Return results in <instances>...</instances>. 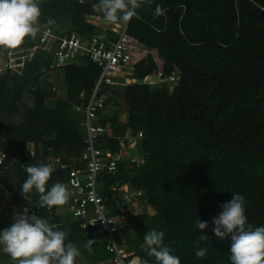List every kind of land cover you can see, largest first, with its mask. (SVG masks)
I'll use <instances>...</instances> for the list:
<instances>
[{"label":"trees","instance_id":"obj_1","mask_svg":"<svg viewBox=\"0 0 264 264\" xmlns=\"http://www.w3.org/2000/svg\"><path fill=\"white\" fill-rule=\"evenodd\" d=\"M98 2L38 0L39 24L60 36L72 32L83 40L92 35L114 39L117 35L90 21L103 19L92 7ZM157 5L162 15H155ZM136 11L139 18L125 23L124 34L147 53L130 69L135 82L104 88L106 98L95 122L105 128L96 140L103 152H117L126 134L133 137L139 131L140 163L124 160L113 172L104 169L96 190L109 214L127 207L107 198L112 185L140 191L133 206L142 202L152 214H130L121 232L126 249L147 264H157L144 247V235L153 229L164 232V245L181 264H231V234L220 238L213 232L222 205L240 194L247 223L264 226V0H145ZM33 41L26 38L20 47ZM156 71L162 76L174 72V82L142 81ZM98 73L86 56L54 68L51 51L36 49L20 74L0 75V150L6 153L0 163V194L7 195L0 232L12 223V206L34 208L40 201L35 189L24 198L26 166L45 163L47 156L65 164L54 165L47 191L56 182L65 184L69 167L80 165L82 115L73 108L84 104ZM66 207L34 213L67 233L66 243L81 253L76 264L105 259L102 242L95 240L91 252L85 247L92 239L89 228L68 211H57ZM199 219L208 222L203 232ZM198 249L206 250L203 258L196 256ZM1 258V263L11 259L7 253Z\"/></svg>","mask_w":264,"mask_h":264},{"label":"built area","instance_id":"obj_2","mask_svg":"<svg viewBox=\"0 0 264 264\" xmlns=\"http://www.w3.org/2000/svg\"><path fill=\"white\" fill-rule=\"evenodd\" d=\"M124 27L125 23H122L121 31L114 39L102 40L92 35L88 40H83L75 33L60 36L49 27L40 25V31L30 46L0 49V75L6 71L20 74L24 63L31 58L36 49L51 51V67L54 68L64 66L76 56H86L99 68L98 76L88 92L86 101L82 105H74L73 108L82 115L80 126L84 133V146L77 158L80 165L69 167L65 183L72 193L67 202V211L72 217L81 220V227L89 228L92 239L102 242L103 249L108 254L98 264H135L137 258L132 251L126 249L121 228L128 222L132 213V202L137 201L140 191L130 189L126 184L112 185L107 198L120 201L127 207L109 214L107 206L96 190L98 175L104 169L107 172H113L116 163L124 160L135 165L140 163L138 138L141 134L139 131L133 137L126 134L124 136L126 142L121 141L120 149L115 153L103 152L96 146V140L105 132V128L95 122L106 98L104 88L129 83L130 72L126 74L128 77H124L123 81H119L118 78L125 76L126 69H131L136 62L132 61L134 58L138 60L141 58L136 40L124 34ZM155 73L160 83L171 84L176 77L174 72L166 76H162L160 71ZM145 78L146 76L143 82H146ZM130 148L134 149L133 155L128 153ZM27 151L29 155L33 154L31 147ZM5 156V151L0 150V163ZM45 163L57 165L59 168L65 167V164L55 156H47ZM25 208L29 209V214L34 213L35 209H49L41 201L36 203L34 208L17 204L11 208V221H13L14 212H22Z\"/></svg>","mask_w":264,"mask_h":264},{"label":"clouds","instance_id":"obj_3","mask_svg":"<svg viewBox=\"0 0 264 264\" xmlns=\"http://www.w3.org/2000/svg\"><path fill=\"white\" fill-rule=\"evenodd\" d=\"M142 2L145 0H99L92 7L103 14L105 23H127L133 17L139 18L136 9ZM162 14L161 6L157 5L155 15ZM41 15L38 0H0V49H15L26 38L35 39L40 31ZM24 170L27 173L21 186L24 198L35 189L42 204L49 208L63 206L69 201L72 193L64 183L56 182L46 191L55 171L53 164L29 165ZM245 203L242 195L233 194V198L222 205L219 216L213 218V232L220 238L231 234V264H264V226L253 227L247 223ZM59 227L47 218L29 214V209L25 208L22 212H14L10 226L0 232V245L14 264H76L80 250L75 244L66 243L67 233ZM197 227L203 232L208 222L199 219ZM163 238V231L153 229L145 233L144 247L148 255L154 257L157 264H181L179 257L164 245ZM94 243L95 240H87L85 247L89 252ZM195 254L203 258L206 250L198 249ZM135 264H147V261L137 257Z\"/></svg>","mask_w":264,"mask_h":264},{"label":"rangeland","instance_id":"obj_4","mask_svg":"<svg viewBox=\"0 0 264 264\" xmlns=\"http://www.w3.org/2000/svg\"><path fill=\"white\" fill-rule=\"evenodd\" d=\"M90 21L93 24L97 25L99 28H101L103 30H108L112 34H115V35H117L121 31V28H122V23L121 22H117V23H114V24H112V23H105L103 21V19H97V18H91ZM138 49H139V55H140L139 57H143L147 53V51L144 48H142V47H139ZM137 60H138V58H134L132 61H137ZM77 61H78V59H77ZM131 65H132V63H131ZM126 71L127 72H125V76H121L120 78H118L119 81H123L124 80V77H128V76H126V74L128 72H130V68L129 69H126ZM155 74L156 73L154 72L153 73V77H150L149 79H147L145 83H149V84H153V83H157L158 84V83H160V82H158L157 77H156ZM143 81H144V79H143ZM149 81H155V82H149ZM128 82H135V80H132V79L130 80L128 78ZM59 88L61 89L60 96H62L63 95V92H62L61 83L59 84ZM124 118H125V115L124 114H121L120 115V119L123 120ZM1 199H2V196L0 194V206H2L1 203L3 202V200H1ZM6 199H4V201ZM129 207L130 206H128V208ZM131 208H132L131 215H133L135 213H138L141 210H145L148 214H152L151 208H149L148 206L144 205L142 202H138L136 206H131ZM2 247L3 246L0 245V251H2ZM86 254H88V253H86ZM84 257L86 259V255ZM0 264H14V262L10 259L8 262L7 261L6 262H3V263L0 262Z\"/></svg>","mask_w":264,"mask_h":264},{"label":"crops","instance_id":"obj_5","mask_svg":"<svg viewBox=\"0 0 264 264\" xmlns=\"http://www.w3.org/2000/svg\"><path fill=\"white\" fill-rule=\"evenodd\" d=\"M76 57L73 60H76ZM150 77H153V75L146 76L145 80H147V78H150ZM28 147H31V144H29ZM6 198H7V195L2 196V199L1 200H3V202L1 204H3L5 202L4 199H6ZM57 211L60 212V213L67 212V207L66 208H59ZM3 253H6V252L3 250V247H2V251H0V262L3 261V259L1 258V256L3 255Z\"/></svg>","mask_w":264,"mask_h":264},{"label":"water","instance_id":"obj_6","mask_svg":"<svg viewBox=\"0 0 264 264\" xmlns=\"http://www.w3.org/2000/svg\"><path fill=\"white\" fill-rule=\"evenodd\" d=\"M141 145H142V142H141V140L138 142V150H141ZM128 153H129V155H133L134 154V149L133 148H130L129 150H128Z\"/></svg>","mask_w":264,"mask_h":264},{"label":"bare ground","instance_id":"obj_7","mask_svg":"<svg viewBox=\"0 0 264 264\" xmlns=\"http://www.w3.org/2000/svg\"><path fill=\"white\" fill-rule=\"evenodd\" d=\"M149 79V78H148Z\"/></svg>","mask_w":264,"mask_h":264}]
</instances>
